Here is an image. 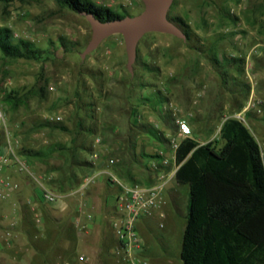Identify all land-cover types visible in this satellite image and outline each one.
<instances>
[{
	"label": "rangeland",
	"instance_id": "obj_1",
	"mask_svg": "<svg viewBox=\"0 0 264 264\" xmlns=\"http://www.w3.org/2000/svg\"><path fill=\"white\" fill-rule=\"evenodd\" d=\"M90 1L134 15L143 9L140 0ZM170 15L185 20L191 29L190 40L146 34L138 44L131 74L121 35L108 37L82 59L80 54L91 37L83 15L61 8L55 0L0 4V26L11 29L12 41L26 39L48 52L45 59L34 61L6 59L0 51V108L4 114L0 155L7 161L0 169V180L18 185L0 198V264H43L40 252H45V264H109V257L106 263L101 259L102 245L107 243L111 253L115 242L110 223L116 191L106 176L98 177L82 196L44 204L33 182L26 189L30 179L19 170L15 157L25 160L37 175L49 176L51 183L59 175L55 169L69 153L55 152L37 160L23 158L22 150H44L54 144L71 147L72 138L94 149L99 137L103 159L116 160L112 170L124 180L129 170L135 182L144 183L155 179L152 165L160 162L148 156L162 151L169 170L173 169V153L167 144L133 128L130 117L135 112L138 123L155 125L168 139H180L177 122L185 120L199 144L217 141L215 145L220 146L224 120L235 117L251 96L264 105V0H175ZM60 37L73 43V49L62 47ZM230 58L244 59L243 66L226 60ZM244 82L250 86L246 99ZM12 92L19 99L15 110L4 100ZM156 92L165 103L146 100ZM88 104H92V119L86 116ZM242 117L264 155V107ZM40 119L61 123L68 131L34 128L32 124ZM79 121L83 129L91 127L95 133L79 131ZM82 157L89 160V154ZM102 166L99 161L93 169L79 170V175ZM188 198L187 185L172 179L164 194V227H158L157 217L143 220L139 228L143 255L152 264H183L180 248ZM25 203L39 214V223L32 209L25 210ZM81 204L93 215L91 221H82L83 230L75 225ZM7 231L11 232L8 240ZM80 255L88 260L79 261Z\"/></svg>",
	"mask_w": 264,
	"mask_h": 264
},
{
	"label": "trees",
	"instance_id": "obj_2",
	"mask_svg": "<svg viewBox=\"0 0 264 264\" xmlns=\"http://www.w3.org/2000/svg\"><path fill=\"white\" fill-rule=\"evenodd\" d=\"M14 1L16 0H0V4L6 7ZM55 1L61 8L78 14L90 13L103 22L134 15L126 11L116 12L107 6H97L90 0ZM174 3L175 0L171 8ZM170 10L168 18L182 29L186 41L190 40V27L181 16H171ZM12 40L11 29L0 26V51L6 59L41 61L48 54L29 40L18 39L15 43ZM59 42L66 50L73 49V43L66 41L64 37H60ZM226 60L239 67L244 63L241 58ZM212 61L217 64L215 57ZM238 72L242 73L243 69ZM241 86L246 99L250 86L246 82ZM160 94L153 93L146 100L153 101L155 105L163 104L165 100ZM4 100L14 110L19 103L13 92L6 95ZM91 106L92 104L86 105V116L92 119ZM245 115L250 117L251 112ZM130 118L137 131L169 146V139L155 125L138 123L136 112ZM32 126L68 131L63 124L47 119H40ZM78 127L79 131L88 135L95 133L94 128L83 129L82 121H79ZM219 134L220 146L215 145L217 141L199 144L191 137L181 140L174 153L177 166L174 179L178 184L187 185L189 197L180 259L183 264H264V157L256 138L243 121L235 117L227 118L222 122ZM70 142L71 147L54 144L44 150L21 151L25 158L37 160H45L55 152L69 153L63 164L55 169L59 175L49 183L59 193L69 192L79 185L83 177H80L79 170L93 168V164L82 157L83 153L90 155L93 148L77 143L76 138H72ZM148 157L160 161L153 172L168 170L169 167L161 164L163 157L159 154ZM146 167L149 168L148 164ZM125 176L128 179L126 181L135 182L129 170ZM152 182L154 180L151 178L144 183ZM101 250L102 261L106 263V258L109 257V264H112L111 258L114 257L109 253V245L103 243ZM39 254L45 264V252Z\"/></svg>",
	"mask_w": 264,
	"mask_h": 264
},
{
	"label": "built area",
	"instance_id": "obj_3",
	"mask_svg": "<svg viewBox=\"0 0 264 264\" xmlns=\"http://www.w3.org/2000/svg\"><path fill=\"white\" fill-rule=\"evenodd\" d=\"M264 107L263 101L254 100L251 98L246 102L242 110L235 115V118L243 121L242 115L253 110L258 111ZM59 118H57L58 120ZM4 126V114L0 108V128ZM177 131L179 140L169 138V148L173 153V169L161 170L155 174L154 182L150 184L128 182L119 177L112 167L116 164L113 158L103 159L99 147L101 146V138L97 137L94 141V149L89 155V161L95 165L100 161L103 163L102 168L94 169L87 175H84L79 185L66 193H59L55 191L49 184V176L37 175L30 169L26 161L21 157H15V163L18 165L20 171L24 172L38 189V198L40 202L48 205L56 204L71 196L84 195L86 190L94 184L96 179L100 176H106L111 185L115 188L114 203L115 213L111 220L110 227L114 232L115 243L112 247L111 253L116 260L115 264H152L148 258L143 255L144 244L139 234V228L143 220L150 217H157L158 227H164L165 212L163 206L165 204L164 194L168 183L174 179V174L177 166L174 161V153L181 140L191 138L192 130L190 125L185 120L177 122ZM260 147V146H259ZM261 155L263 151L260 147ZM163 156L162 151L158 153ZM25 158V157H23ZM6 159L0 155V169L6 164ZM161 164L169 167V161L166 158L161 160ZM153 169H157L156 165H152ZM93 169V168H92ZM18 189V185L9 179L0 180V198H6L10 192ZM29 204H31L29 202ZM34 211V207H31ZM78 217L75 219V225L79 230L85 228L83 220L91 221L93 215L86 209L84 204L77 208ZM35 221L40 222V216L34 211ZM11 236V232H6V240ZM79 261L86 262L88 258L84 255L78 257ZM64 264H70L65 262Z\"/></svg>",
	"mask_w": 264,
	"mask_h": 264
},
{
	"label": "water",
	"instance_id": "obj_4",
	"mask_svg": "<svg viewBox=\"0 0 264 264\" xmlns=\"http://www.w3.org/2000/svg\"><path fill=\"white\" fill-rule=\"evenodd\" d=\"M143 9L140 13L122 19L100 21L90 13H81L91 29V37L80 54L84 59L88 54L113 35H121L127 57L126 67L132 74L140 40L148 33L171 35L186 40L182 29L168 18L174 0H140Z\"/></svg>",
	"mask_w": 264,
	"mask_h": 264
},
{
	"label": "crops",
	"instance_id": "obj_5",
	"mask_svg": "<svg viewBox=\"0 0 264 264\" xmlns=\"http://www.w3.org/2000/svg\"><path fill=\"white\" fill-rule=\"evenodd\" d=\"M30 183H32L31 181H26L25 182V185H26V189H29L30 187H31V185H30ZM27 201V200H26ZM29 201V200H28ZM27 201V202H28ZM24 208H25V210L27 211H31V206L29 205V204H26L25 203V205H24Z\"/></svg>",
	"mask_w": 264,
	"mask_h": 264
}]
</instances>
